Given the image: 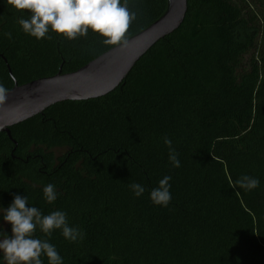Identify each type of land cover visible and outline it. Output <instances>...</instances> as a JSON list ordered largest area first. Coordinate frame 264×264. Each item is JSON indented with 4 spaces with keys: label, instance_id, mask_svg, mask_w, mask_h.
<instances>
[{
    "label": "trees",
    "instance_id": "1",
    "mask_svg": "<svg viewBox=\"0 0 264 264\" xmlns=\"http://www.w3.org/2000/svg\"><path fill=\"white\" fill-rule=\"evenodd\" d=\"M129 8L137 20L127 39L158 20L168 0H129ZM21 16L27 10L0 0V83L9 90L76 71L116 46L91 30L36 40ZM242 175L260 186L239 188ZM164 176L167 208L149 199ZM133 182L145 187L139 198ZM48 183L60 193L51 204L42 192ZM14 195L44 214L66 212L85 231L78 243L60 230L36 233L64 264H264V0H188L181 27L113 92L54 105L12 127L11 137L0 132V207ZM0 230L11 235L2 216Z\"/></svg>",
    "mask_w": 264,
    "mask_h": 264
},
{
    "label": "clouds",
    "instance_id": "2",
    "mask_svg": "<svg viewBox=\"0 0 264 264\" xmlns=\"http://www.w3.org/2000/svg\"><path fill=\"white\" fill-rule=\"evenodd\" d=\"M6 3L17 11L27 10V18H18L17 23L22 31L36 40H50L51 33L63 39L75 40L86 37L91 30L102 37L104 45L127 46V33L130 25L137 20V12L129 8V0H6ZM11 39V33H5ZM9 89L0 83V105L6 103ZM163 143L168 148V161L176 168L181 166L179 153L173 147L171 139L164 136ZM171 177L164 176L158 186L149 192L151 202L167 208L172 200ZM236 185L245 190L253 191L260 186V180L250 175H242ZM132 194L139 198L145 187L139 183L128 185ZM43 198L49 204L55 202L60 195L56 186L46 184ZM31 204L28 196L14 195L11 204L0 207L3 221L11 224V235L0 230V264H64L63 257L55 245L47 239L39 238L40 232L51 237L53 231L60 230L61 235L70 243L84 240L83 229L70 226L67 213L61 210L44 214Z\"/></svg>",
    "mask_w": 264,
    "mask_h": 264
},
{
    "label": "water",
    "instance_id": "3",
    "mask_svg": "<svg viewBox=\"0 0 264 264\" xmlns=\"http://www.w3.org/2000/svg\"><path fill=\"white\" fill-rule=\"evenodd\" d=\"M188 12V0H168L166 12L150 26L128 39L126 47L114 46L80 69L25 84L15 82L5 104L0 105V132L11 137V128L50 107L66 101H88L113 92L137 62L159 41L178 30Z\"/></svg>",
    "mask_w": 264,
    "mask_h": 264
},
{
    "label": "rangeland",
    "instance_id": "4",
    "mask_svg": "<svg viewBox=\"0 0 264 264\" xmlns=\"http://www.w3.org/2000/svg\"><path fill=\"white\" fill-rule=\"evenodd\" d=\"M250 59V54L245 56L244 64L247 65V61Z\"/></svg>",
    "mask_w": 264,
    "mask_h": 264
}]
</instances>
